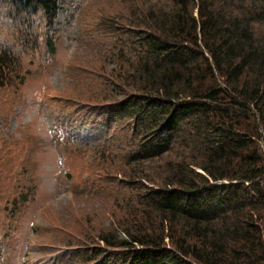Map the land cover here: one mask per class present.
I'll list each match as a JSON object with an SVG mask.
<instances>
[{
	"label": "trees",
	"instance_id": "1",
	"mask_svg": "<svg viewBox=\"0 0 264 264\" xmlns=\"http://www.w3.org/2000/svg\"><path fill=\"white\" fill-rule=\"evenodd\" d=\"M8 1L51 23L59 0ZM123 2L126 101L108 103L106 121L130 120L129 160L176 158L161 163V187L144 175L111 247L126 264H264V0Z\"/></svg>",
	"mask_w": 264,
	"mask_h": 264
},
{
	"label": "rangeland",
	"instance_id": "2",
	"mask_svg": "<svg viewBox=\"0 0 264 264\" xmlns=\"http://www.w3.org/2000/svg\"><path fill=\"white\" fill-rule=\"evenodd\" d=\"M121 50L123 0H59L51 23L0 0V53L13 59L0 88V264L127 263L111 247L120 219L150 186L144 175L161 187V163L176 157L129 160L130 120L106 121L108 103L126 101Z\"/></svg>",
	"mask_w": 264,
	"mask_h": 264
}]
</instances>
